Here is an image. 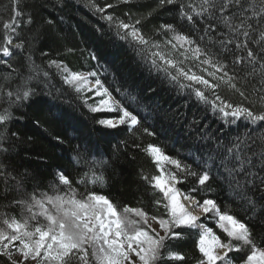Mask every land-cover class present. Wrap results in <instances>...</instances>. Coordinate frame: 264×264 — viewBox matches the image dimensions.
I'll list each match as a JSON object with an SVG mask.
<instances>
[{"label":"snow or ice","instance_id":"obj_1","mask_svg":"<svg viewBox=\"0 0 264 264\" xmlns=\"http://www.w3.org/2000/svg\"><path fill=\"white\" fill-rule=\"evenodd\" d=\"M120 4L127 6L124 16L132 19V23L114 15L119 5L110 2L102 4L98 0H87L83 8H87L97 18L99 27H94V31L99 33V38L103 39L107 34L118 38L122 46L127 45L135 63V71L146 76L152 83L142 90L129 89L125 84L117 83V77L113 76L112 82L106 87L108 76L102 80L99 71L89 69L84 74L68 73L62 62L56 60L47 62V68L57 69L56 74H50L36 65L31 53H28L25 59L32 74L27 77L26 84L29 81L34 83L15 94L8 92L9 108L38 105L41 103L40 97H56L57 93L63 95L66 90L64 86H68L74 88L77 94L87 91L101 97L97 106L88 103L92 97L80 100L81 106L91 113H100L106 109L117 114L115 120L95 121L103 129L123 128L131 131L139 128L142 120L160 116L177 123L185 122L184 126L192 141L206 148L201 157L199 173L184 161L166 155L159 147L150 145L149 150L157 164L163 160L177 170L168 173L171 181L182 184L185 177L179 173L196 177V185L184 193V199L194 203L188 207L180 203V190L166 186L163 176H155L152 182L167 200L164 208L169 219H153H158L165 235H150L143 229L131 231L127 222L119 218L116 208L107 197L90 193L85 199H76L70 178L60 170L56 176L57 182L67 186L68 192L53 196L43 194L40 198L33 195L28 200L13 201L22 205L28 215L23 223L16 220L3 221L11 231L0 227V257L6 258L5 264H90L91 253L96 264H157V261L164 259L162 250L166 247V240L182 238L186 229H198L197 246L202 254L198 264H217L218 261L220 264H234L230 253L240 252L247 246H251V254L246 259L241 257L242 264H264V250L255 247L248 224L226 210L221 211L214 199L203 198L202 202L197 199L198 194L210 187V181L219 179L222 186L231 190L242 202L246 215H255L259 208L260 215L264 216V137L253 136L246 131L227 139L226 135L218 134L219 129L213 131L203 122L211 112L213 115L222 114L230 118L226 121L229 125L243 122L246 128L257 125L264 128V110L256 111L251 106H245L252 94L264 102V44H261L264 41V0H200L199 4L192 0H155L157 10L167 8L176 16L175 23L158 25L155 34L159 39H150L145 35L142 19L133 12V8L137 11L140 8L134 0H120ZM50 5V16L57 11L68 13L82 10L75 0H55V3L51 0H38L34 11L39 15L42 10L49 9ZM7 11L10 19L3 27L10 31V35L0 47V65L5 66L9 73H15L16 69L7 58L13 57L14 50L24 53L26 41L29 45L39 43L44 33L33 28L29 29L32 33L30 37H23L17 31L22 22L24 25L33 24L32 15L23 20L20 0H12ZM58 18L63 20V16ZM100 21L104 23L100 24ZM44 23L51 25L53 20L47 19ZM177 23L185 27L188 34L177 31ZM13 38L19 42L14 44ZM252 44L259 47H250ZM166 46L178 52V57L172 58L166 53L163 50ZM41 55L47 53L41 50ZM92 59L98 58L93 55ZM193 68L197 71H193ZM57 74L61 85L59 88L55 81ZM205 74L208 78H205ZM78 85H87V88L82 89ZM225 86L238 94L240 104H233L221 97L218 89ZM109 88L119 97L113 98L112 104L102 98L104 95L111 96ZM122 90L123 95H120ZM164 93H168L173 101L179 99L178 105L173 107L167 101L161 103ZM202 105L208 106L202 109L204 115L193 111L194 108L201 109ZM4 111L5 114L0 115V129H6L8 122L13 119L8 109ZM144 132L155 135L149 127H144ZM18 143L15 132L11 136L0 132V177L9 175V169L14 171L11 154ZM73 151L81 160L92 155L90 149L83 146V142L77 144ZM97 164L105 166L107 161L100 158L92 162V167L95 168ZM20 175L23 180L29 174L25 172ZM102 179V176L93 174V181ZM16 188H22L20 181L16 183ZM195 209L201 210L205 220H215L226 234L227 242H221L212 229L201 222V215H197ZM137 215L145 218L144 223H147V213L137 210ZM40 217L45 222H38L29 230V221H38ZM17 241L18 244L15 243ZM134 243L135 248L132 246ZM14 256L16 259H13ZM171 256L178 260L184 259L175 253Z\"/></svg>","mask_w":264,"mask_h":264},{"label":"trees","instance_id":"obj_2","mask_svg":"<svg viewBox=\"0 0 264 264\" xmlns=\"http://www.w3.org/2000/svg\"><path fill=\"white\" fill-rule=\"evenodd\" d=\"M37 2L38 0H20V9L24 13L23 20L32 15L33 24L24 25L22 22L21 28L17 31L23 37H30L32 33L29 29L35 28L42 31L44 36L36 44L29 45L26 41L24 53L20 54L14 50L13 57L7 58L16 69L15 73H9L5 66L0 65V115L5 114L4 110L8 109L13 117L8 122L7 128L0 129V132L8 136L15 132L19 139L15 151L11 154L14 171L9 169V175L0 177V227L5 228L4 220L9 222L16 220L21 223L28 215L22 205L13 203L14 200H28L33 195L40 198L43 194L53 196L68 192L67 186L59 185L57 182L56 176L60 170H63L65 175L70 178L71 188L75 190L76 198L83 199L90 193H97L107 197L118 214L124 212L125 209L131 212L139 210L147 213V217L150 218L169 219L164 208L167 200L163 193L154 187L152 181L163 171L169 173L177 170L166 161L157 164L149 146L161 148L166 155L184 161L191 166L193 171L199 173L201 171L199 166L202 164L201 157L206 152V148L192 141L190 133L184 126L185 122L177 123L160 116L149 117L146 121L142 120V125L131 131L123 128L103 129L95 121L97 119L114 120L117 118V114L104 110L100 113H91L86 107L81 106L80 100L92 97L88 103L97 106L99 98L92 96V92L87 91L77 94L74 88L68 86H64L66 90L63 91V95L57 93L56 97L47 95L40 97L41 103L38 105L9 108L6 94L10 91L15 94L34 83L29 81L26 84L27 77L32 74V69L29 68L25 59L28 53H31L32 60L36 65L49 71L50 74H56L57 69L55 67L47 68V62L56 60L62 62L68 73H84L89 69L99 71L102 80L108 76L106 87L112 82L113 76L117 77V83H123L129 89L142 90L152 83L146 76L135 71V63L127 45L122 46V42L118 38L107 34L103 39L99 38V33L94 31V27H99L97 18L89 13L87 8H83V3H86L87 0H83V3L82 0H75L78 8L82 10L68 13L57 11L52 12L51 16L49 15L51 5L49 9L42 10L37 15L34 11ZM39 2H44V0H39ZM51 2L55 3V0H51ZM98 2L119 5L113 14L120 19H126L128 23L133 22L132 19H127L124 16L127 6L120 4V0H98ZM134 2L140 8L139 11L133 8V12L136 17L142 19V23L145 25L143 31L150 39H159L155 34L159 24L176 22L175 13L168 11L167 8L157 10L155 0H134ZM192 2L199 4L200 0H192ZM11 3L12 0H0V47L4 45L6 37L10 35V31L3 25L10 19L7 6H10ZM59 16H63L62 21L58 18ZM47 19H52L53 23L45 24L44 21ZM102 23L104 22L100 21V24ZM176 27L177 31L182 34H188L187 29L179 23L176 24ZM256 36L258 38V34ZM17 42L19 40L13 38V43ZM261 44H264V41H261ZM250 47L256 48L259 45L252 44ZM70 49L72 51H69ZM41 50L47 55H41ZM163 50L169 53L172 58L178 57L179 53L172 51L171 46L163 47ZM93 55L98 59H92ZM193 71H197V69L193 68ZM205 78H208L206 74ZM55 81L56 87H61L58 74L55 75ZM109 91L114 98H119L111 88ZM218 92L228 102L241 103L238 94L226 86L218 89ZM120 95H123V90ZM206 95H208L207 91ZM165 101L173 107L180 102L179 99L171 100L168 93L163 94V99L160 102L165 103ZM245 106H251L256 111L264 110V102L254 94L249 96V102ZM206 107L208 106L202 105L201 109L194 108L193 111L204 115L202 109ZM228 119L230 118H225L222 114L213 115L209 112L203 122L213 131L219 129L218 134L226 135L227 139H232L246 131L251 132L253 136L264 137V128H260L259 125L254 128H246L243 122H238L233 126L226 122ZM144 127H149V130L154 131L155 135L145 133ZM81 142L92 153L84 160L77 157L73 151L76 145ZM100 158L107 161V164L105 166L97 164L93 168L92 162ZM25 172L29 175L21 180L20 174ZM94 173L96 176H102L103 179L93 181ZM179 175L185 177L184 182L177 185L183 193L188 192L196 185V177L186 175V173H179ZM18 181L22 183V188H16ZM209 185L210 187L197 195V199H200L201 202L203 198L214 199L219 204L221 211L226 210L237 219L243 220L248 224L255 247L264 249V216L260 215V209H257L255 215L251 213L246 215L241 206L242 202L231 190L223 187L219 179L210 181ZM156 201H160V203L157 204ZM38 210L35 209L37 212ZM41 219L39 218L40 222H42ZM201 222L211 228L221 242H227L226 234L217 226L215 220L201 218ZM177 231L180 230L177 229ZM198 241V229H186L183 231L182 238L166 240V247L162 250L164 259L157 261V264H198L202 257L197 246ZM233 243L237 242L233 241ZM250 248L251 246H247L240 252L230 253L234 258V264H242L241 257L246 259L247 255L251 254ZM172 253L182 255L184 259H174L171 256ZM89 257L90 264H96L91 253ZM5 259L0 257V264H5ZM217 264L220 262L218 261Z\"/></svg>","mask_w":264,"mask_h":264},{"label":"rangeland","instance_id":"obj_3","mask_svg":"<svg viewBox=\"0 0 264 264\" xmlns=\"http://www.w3.org/2000/svg\"><path fill=\"white\" fill-rule=\"evenodd\" d=\"M84 73H86V72H84ZM84 73H81V74H84ZM78 87H80L82 89H86L87 85H78ZM91 95L94 96V97H97V96L94 95V93H91ZM98 98H99L98 102L100 103L101 97H98ZM102 98L107 100L109 104H112L114 97L111 94V96L104 95ZM104 111H107V110L105 109ZM160 176H163V178L167 182L166 186H168V187H173L174 186L175 188H178V186H177L178 184L175 183V181H171L170 180V177L168 176V173L166 171H163ZM76 199H79V198H76ZM83 199H85V198H83ZM178 200H179L180 203H182L186 207H188L189 205L194 203V201H190V200L184 199V193L181 190H180V194L178 195ZM195 213L197 215H201V218H203V215H202V212H201L200 209H195ZM117 215L119 216V218H121L122 221L127 222L128 229L131 230V231L143 229V230L148 231L150 235H155L156 233H158L160 236H164L165 235L164 230L161 228L158 220H154L153 218L146 217L147 223L145 224L144 223V219L145 218H142L141 216L137 215V212H134V211L131 212V211H128V210L124 211V212H120L119 214L117 213ZM40 218H42L41 219L42 222H40V220H39V222L40 223H44L45 221L43 220V217H40ZM21 223H23V222H21ZM36 224H37V221H29V230H31V228L34 227ZM206 227L209 228L208 226H206ZM4 229L7 230V231H11L10 229H7V225L5 226ZM130 234H131V232H130ZM15 243L18 244L19 241L15 242ZM132 246H133V248H135L136 244L134 243ZM125 248H127V244L126 243H125ZM260 250H264V249H260ZM217 251H219V249H217ZM13 259H16V256H14ZM125 264H127V262H125Z\"/></svg>","mask_w":264,"mask_h":264}]
</instances>
